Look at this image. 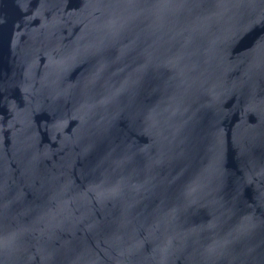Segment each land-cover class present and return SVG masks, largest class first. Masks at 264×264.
<instances>
[{
	"label": "water",
	"instance_id": "water-1",
	"mask_svg": "<svg viewBox=\"0 0 264 264\" xmlns=\"http://www.w3.org/2000/svg\"><path fill=\"white\" fill-rule=\"evenodd\" d=\"M0 264H264V0H0Z\"/></svg>",
	"mask_w": 264,
	"mask_h": 264
}]
</instances>
